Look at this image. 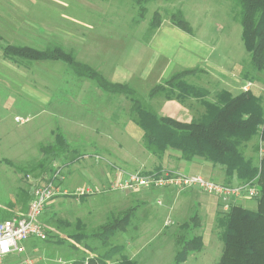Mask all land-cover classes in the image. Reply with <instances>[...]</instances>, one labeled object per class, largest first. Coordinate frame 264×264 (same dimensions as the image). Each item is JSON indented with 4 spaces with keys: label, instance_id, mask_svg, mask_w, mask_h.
Here are the masks:
<instances>
[{
    "label": "crops",
    "instance_id": "1",
    "mask_svg": "<svg viewBox=\"0 0 264 264\" xmlns=\"http://www.w3.org/2000/svg\"><path fill=\"white\" fill-rule=\"evenodd\" d=\"M181 10L183 11V9ZM209 12H212V16L210 15L211 17L206 21L207 24L197 26L183 11L193 27V33L181 30L167 19L162 21L154 33L141 35L132 41H129L127 36L124 39L119 35H110L105 30L90 32L80 36L75 45L77 59L99 70L110 81L128 83L137 92L139 87L146 84L148 95L152 87L162 83L173 73L183 69L199 68V71L190 75L188 80L208 89L210 92L208 100L214 101L221 90L238 94L244 91V87L249 82H252L250 90L263 97L264 84L258 85L257 81H252L246 76L250 56L242 40L240 21L228 11L223 12L222 16L221 14L214 16L213 14H216L217 10L213 8H210ZM79 22L80 24L85 23L81 19ZM116 41H121V43ZM5 60L13 61L5 56L4 50L0 51V62ZM13 62L26 70L31 68L33 62L46 63L47 66L65 64L55 60ZM11 72L10 68L8 73H3L0 70V136L6 135L2 133V130L10 126L12 112H8V110L18 103H26L25 114L13 113L14 121L17 116L28 117L29 120L26 123L36 126L37 133L34 137L39 138H36L37 143L42 140L41 146L44 141L49 140L50 135L53 136L55 133L61 132L70 149L75 150V153L79 155L77 160L90 155H88V151L81 152V149L85 147L94 149L96 152L94 155H101L105 159L104 164L91 165L92 172L87 176V181L90 183L88 186L71 182L73 185L68 187L66 168L77 160L69 162L66 158H62L67 165L64 167V173L66 172L65 187L71 190L76 187L104 189L116 178V166L127 171L125 164H128L132 159H136L135 161H138L137 163L140 165L137 171L144 173L166 170L182 171L187 174H199L214 181L226 182L225 169L204 158L195 157L192 160H185L181 158V152L175 149H168L161 159L152 155L144 147L143 131L130 119V101L122 96L109 97L94 81L76 74L67 78L66 74L62 73L56 87L58 96L55 94L56 89H53L51 93L48 92L46 85L49 84L47 82H45L46 85H42L45 88L40 92V95L32 96L30 91L20 90V94L11 91L19 85L11 78ZM258 75L261 76V73ZM1 77L5 78L4 87ZM65 79L71 81V84H67ZM149 81L152 83L151 86L147 84ZM68 85L75 95L73 104L67 102L66 88ZM149 101L159 114L182 121L198 118L204 112L202 101L196 98L178 102L154 97ZM67 105L76 108L69 109ZM50 118H56L58 125L56 126ZM17 126L21 125L17 123L13 127V147L23 149L24 146H28L27 148H29V140L27 139L26 142L19 135ZM19 130H23V127ZM131 145L135 150L129 149ZM73 153L69 154V158L74 156ZM2 173L10 182L9 187L7 184H2L0 188V222L24 213L28 209V205L25 206V203L19 201V192L13 191L11 175L7 171ZM164 190L167 195L170 194L171 198L168 216L164 220L162 228L174 223V220L170 218L174 213L181 218L179 222L181 231L192 227L197 235L202 236L203 248L216 238L223 243L220 238L221 228L217 224L218 214L222 210L216 195L205 193L197 187L188 188L182 192L171 187ZM106 192L108 191L105 190L101 193ZM136 192H142V190ZM75 196L82 198L91 195ZM248 200L241 198L234 203L247 207ZM257 207L258 202L255 208L251 209L255 210ZM191 210L192 212H190ZM142 216L144 218L138 224L140 233L137 236L138 240L140 235L152 233L155 229L152 226L156 218L151 219V215L147 213H143ZM168 219L171 221L170 224H167ZM178 240V236L174 238L175 243ZM134 247L136 248L132 241L128 245V252L131 251L133 255L136 253L133 252ZM217 247L220 248L221 245L218 244ZM85 256L83 255L82 258ZM82 258L77 261H82ZM130 260L133 261V259Z\"/></svg>",
    "mask_w": 264,
    "mask_h": 264
},
{
    "label": "rangeland",
    "instance_id": "2",
    "mask_svg": "<svg viewBox=\"0 0 264 264\" xmlns=\"http://www.w3.org/2000/svg\"><path fill=\"white\" fill-rule=\"evenodd\" d=\"M238 3L237 0H149L142 2H137V0H0V51L3 52L9 45H29L40 50L62 45L72 50L77 58L75 45L80 36L90 32L105 30L110 35H119L124 39L127 36L129 41H132L141 35H149L151 20L156 11H159L162 20H165L168 12L183 9L194 24L204 26L212 16V12H209L210 8L217 10L214 16L218 14L222 16L226 11L230 14H239L241 6ZM80 19L85 23L80 24ZM116 42L121 43V41ZM9 68L10 71L12 70L11 78L19 83L11 91L18 94L20 90L30 91L32 96L40 95L45 88L42 86L46 85L45 82L49 84L46 85L48 92L51 93L53 89H56L55 94L58 96L56 87L62 73L66 74L67 78L72 74L75 75L66 64L47 66L46 63L33 62L31 68L26 70V68L18 67L11 60L0 62V70L3 73H8ZM257 77L259 78L257 84H264V72ZM4 79L1 77L3 87ZM65 81L71 84V81L67 79ZM150 82L147 83L150 84L149 86L152 85ZM138 93L149 99L146 84L139 87ZM66 94L67 102L73 104L75 95L69 85L66 88ZM157 97L166 99L163 95ZM25 105L26 103H18L8 110L12 112L10 126L2 130V133L6 135L0 136V188L2 184H7L9 187L10 181L2 173L7 171L11 175L13 191L19 192V201L27 206L36 185L42 183L46 175L53 173L49 170L53 168L55 171L59 164L63 167L67 165L62 159L55 160L43 150V147L55 143L56 133L53 136L50 135L49 140L44 141L45 144L41 146L42 140L37 143L39 138L34 137L37 133L36 126L27 124L28 122L14 121L13 113L24 115ZM67 107L76 108L70 105ZM50 120L56 126L58 125L56 118H50ZM17 123L21 125L17 126V132L25 141L29 140V148L28 146H24L23 149L13 147V127ZM22 127L23 130H19ZM129 149L135 150L133 145ZM84 151H88L90 155L69 164L66 168L68 187L74 183L88 186L90 183L87 181V176L92 172L91 165L105 163L104 159L94 157L96 153L94 149L85 147L81 149V152ZM247 153H253L251 147ZM135 160L132 159L125 164L127 171L135 172L140 168L138 161ZM164 189L167 188L153 187L142 190V192L110 190L82 198H77L75 195L54 198L42 216L48 238L30 237L23 242L25 251L11 257L10 260L20 262L26 258L34 264H58V259L78 262L77 259L87 254L85 258L93 255L104 264H122L126 258L133 259L136 264H173L176 252L180 248L174 238L178 236L179 239L184 235L188 239L197 233L191 226L181 231L179 229L181 218L174 213L170 217L174 223L162 228L168 216L171 198L170 194L167 195L164 192ZM257 200L249 199L246 206L250 209L255 208ZM129 208H134L129 225L126 229H118L109 241V245H119V249L112 252L110 256H106L105 252L108 248L104 245L103 239L99 238V233L102 232L106 223L113 224L121 220ZM143 213L150 214L151 219L156 218L152 226L155 229L152 233L140 235L138 240L137 236L140 234L138 224L144 218ZM75 234L83 236L78 240L73 236ZM132 241L136 246L133 250L136 252L134 255L131 251L128 252V245ZM218 244L221 245L220 248L217 247ZM222 245L223 243L216 238L212 243L206 244L203 250L190 254L188 260L182 264H217Z\"/></svg>",
    "mask_w": 264,
    "mask_h": 264
},
{
    "label": "trees",
    "instance_id": "3",
    "mask_svg": "<svg viewBox=\"0 0 264 264\" xmlns=\"http://www.w3.org/2000/svg\"><path fill=\"white\" fill-rule=\"evenodd\" d=\"M142 1L149 0H137ZM237 1L241 11L239 14H231L241 23L242 40L250 56L246 76L252 81H259L258 74L264 72V0ZM167 19L181 30L193 33L191 23L181 9L168 12ZM162 21L159 11L154 12L149 34L154 33ZM4 53L6 57L18 63L61 61L79 77L94 81L109 97L122 96L130 101V119L143 131L144 147L159 159L164 157L168 149H175L181 152L182 159L192 160L201 157L221 165L225 169L226 184H241L255 180L261 191L257 198V209L252 210L233 203L228 211H220L218 214L217 224L221 228L220 238L224 245L217 264H264L262 96L251 90L238 94L221 90L214 101L208 100L209 90L188 80L190 75L199 71V68H193L173 73L162 83L152 87L149 99H146L128 83L110 81L96 68L79 61L72 50L62 45H54L44 50L27 45H9L5 47ZM159 95H163L167 100L176 99L180 102L189 98L199 99L204 105V112L200 117L190 121L161 115L149 101ZM250 147L252 154L247 153ZM43 150L55 160L66 158L69 162H74L79 158L76 151L70 149L61 132L56 134L55 143L43 147ZM71 152H74V156L69 158ZM49 172H54L53 168ZM235 181L237 183H234ZM133 212L134 208H129L121 220L113 224L108 222L103 226L99 238L103 239L104 245L108 248L106 256L119 249V245H109L110 237L114 236L118 229H126ZM73 236L79 240L83 235ZM178 243L180 248L176 252L173 264H182L190 254L203 248L202 236L197 234L188 239L183 235ZM122 264H135V261L126 258Z\"/></svg>",
    "mask_w": 264,
    "mask_h": 264
},
{
    "label": "built area",
    "instance_id": "4",
    "mask_svg": "<svg viewBox=\"0 0 264 264\" xmlns=\"http://www.w3.org/2000/svg\"><path fill=\"white\" fill-rule=\"evenodd\" d=\"M251 85L252 83L249 82L244 87V91L250 90ZM15 120L24 123L29 119L17 116ZM94 157L96 159H104L101 155H94ZM115 170L116 178L104 189L77 187L71 190L64 186V167L57 165L56 170L51 175H46L42 180L43 182H40L34 188L27 211L0 222V264H34L30 259L24 258L20 262H16L14 260L11 261L10 258L25 251L23 242L30 237L48 238V232L42 216L49 203L61 195H93L105 190L136 192L153 187H171L178 192H182L185 189L197 187L205 193L216 195L219 198L221 210L228 211L230 206L238 199H257L261 194L259 185L255 180L230 185L205 178L199 174H187L182 171L129 172L124 171L119 166H116ZM170 223L171 221L168 219L167 224ZM97 259L93 255L78 262H66L63 259H58V264H104Z\"/></svg>",
    "mask_w": 264,
    "mask_h": 264
}]
</instances>
